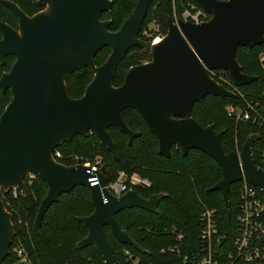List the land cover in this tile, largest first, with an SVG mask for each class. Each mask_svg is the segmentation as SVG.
<instances>
[{"label":"water","instance_id":"95a60500","mask_svg":"<svg viewBox=\"0 0 264 264\" xmlns=\"http://www.w3.org/2000/svg\"><path fill=\"white\" fill-rule=\"evenodd\" d=\"M16 17L17 28L0 20V64L15 57L0 76V90L10 89L11 100L0 114V189L25 194L24 178L31 173L47 185L33 222L39 233L42 218L59 195L84 186L93 211L77 219L87 230L76 248L93 246L102 264H117L115 250L104 233L111 230L121 243L140 247L122 229L115 215L125 208L156 213L166 196L148 198L135 190L116 196L106 187L99 169L89 172L82 164L64 165L53 150L75 135L94 133L100 145L118 159L109 128L116 127L130 143L140 133L128 127L122 111L134 109L158 141V154L168 157L172 145L182 155L198 149L219 166L222 178L210 190L221 193L230 215L229 187L244 178L264 197V168L256 165L253 145L258 134L249 135L237 153L225 152L224 131L213 124L200 125L190 116L193 105L207 95L232 97L233 92L215 80L208 70L227 71L236 86L257 79L242 72L237 48L264 44V0H194L210 15L200 23L166 17L167 31L159 42L149 43L138 34L152 0H136L116 31L101 14L111 10V0H34L44 8L27 15L14 1L0 0ZM150 50L151 59L129 67L124 81L114 86L116 68L132 47ZM103 47L110 52L96 65L94 56ZM80 68H89L92 78L80 97L69 96L66 80ZM96 176L98 184L90 185ZM15 231L12 216L0 197V263L10 254Z\"/></svg>","mask_w":264,"mask_h":264},{"label":"trees","instance_id":"16d2710c","mask_svg":"<svg viewBox=\"0 0 264 264\" xmlns=\"http://www.w3.org/2000/svg\"><path fill=\"white\" fill-rule=\"evenodd\" d=\"M14 1L27 15H33L42 10L44 5H36L34 0ZM112 8L103 12L101 19L109 13L110 24L108 29L116 31L129 14L136 0H111ZM195 4L196 1L191 0ZM198 5V4H197ZM179 15L181 7L179 2L173 0H152L150 3L142 28L138 36L148 41L142 34L148 23L155 22L160 28L161 35L167 31L166 17L173 18V11ZM108 18V17H107ZM208 18L210 15L208 14ZM0 20L17 28V19L13 13L0 1ZM264 35V27H263ZM149 42V41H148ZM110 52L109 47H103L94 56L98 66L102 64ZM264 53V44L253 46L251 49L238 47L236 59L242 72L257 77L249 85L238 86L246 98L261 92L264 86V61H259V55ZM15 57L8 55L5 63L0 64V76L10 69ZM151 59L150 50L135 46L130 48L124 58L118 63L113 78L114 86L124 81L127 69L133 65L147 62ZM217 73L232 80L227 71L216 69ZM92 78L89 68H80L73 71L66 80V87L70 97H80ZM10 89L0 90V114L11 100ZM241 101L236 94L233 97H219L207 95L200 102H196L190 116L200 125L213 124L216 132L224 131L221 136V145L225 152L241 149L245 139L254 132L262 134L261 130L243 122H236L228 116L226 105ZM122 117L128 127L139 132L130 143L127 136L116 127H110L112 137L119 158L116 160L110 152L103 148L94 133L87 136L75 135L70 141L58 148L62 153L60 162L64 165L93 162L100 158V169L107 181H113L119 172L127 174L136 173L151 182L149 188L135 187V191L145 198L152 194L164 193L157 205V212L152 213L136 207L125 208L115 215L120 227L127 231L129 236L143 249L140 253L132 246L121 244L112 234L109 227H104V233L115 250L117 264H125L123 251L129 250L140 259V264H171L175 258L160 252V249L172 243L173 239L162 235L161 231L175 226L182 231L188 241L195 244L198 232V217L206 207L214 209L217 216L218 229L226 238H233L236 234V208L237 194L241 182H235L229 187L230 215L228 216L221 193L210 190L221 178L222 173L218 164L207 154L191 149L182 155L180 149L172 145L170 155L165 157L158 154V141L148 130L140 115L132 108L122 111ZM253 145V154L256 162L257 146ZM25 194L14 189H0V197L6 210L12 216L15 231L11 244L10 254L0 264H11L16 260L13 253L15 247L24 248L35 264H102L101 257L93 246L76 248V243L82 239L87 230L77 219L89 215L94 207L88 190L84 186H75L70 192L62 193L56 202L52 203L44 213L40 232L33 228V222L40 201L45 196L47 185L34 176L24 178Z\"/></svg>","mask_w":264,"mask_h":264},{"label":"built area","instance_id":"2783aa9c","mask_svg":"<svg viewBox=\"0 0 264 264\" xmlns=\"http://www.w3.org/2000/svg\"><path fill=\"white\" fill-rule=\"evenodd\" d=\"M173 2H179L181 7L179 15L176 14L175 9L173 11L175 21L181 18L197 24L209 19L208 13L191 0H173ZM151 24L154 25L153 29L144 28L142 34L149 43H155L163 35L160 33L158 24L155 22ZM259 61L261 63L264 61V53L259 55ZM208 73L232 91L233 96L237 94L241 100L226 105L227 115L236 122L247 123L261 130L262 134L259 132L252 134L259 135L255 142L260 141L257 146L258 162L255 160L256 165L264 168V86L260 93L246 98L244 93L237 89L238 86L217 73L216 70H208ZM235 151L239 153L240 149L236 148ZM52 154L53 158L61 163L62 153L59 148H55ZM100 163V158H95L93 162H85L82 165L89 167V172H96L100 169ZM25 177L32 179L34 175L29 173ZM88 181L90 185H96L99 182L96 176L89 178ZM238 182H241V185L237 194L235 236L227 239L225 235H221L215 210L205 207L198 217L195 244L188 241L183 232L175 226L161 231L162 235L173 239L172 243L160 249L161 253L175 258L171 264H264V197L257 187L244 178ZM150 186L151 182L147 178L123 171L119 172L115 180L107 181L106 184L107 189L116 196L128 190H135V187L149 188ZM13 253L16 260L11 264H35L31 261L29 253L22 247H15ZM123 261L125 264H140L139 257L129 250L123 251Z\"/></svg>","mask_w":264,"mask_h":264},{"label":"rangeland","instance_id":"374dc122","mask_svg":"<svg viewBox=\"0 0 264 264\" xmlns=\"http://www.w3.org/2000/svg\"><path fill=\"white\" fill-rule=\"evenodd\" d=\"M109 12V11H108ZM109 13H107V15L105 14L104 16H103V18H102V20H108L109 19ZM108 17V18H107ZM153 26L154 25H152L151 23H148L146 26H145V28L147 29H153ZM152 34L154 35V33L152 32ZM101 261H102V259H101ZM103 263V262H102Z\"/></svg>","mask_w":264,"mask_h":264},{"label":"bare ground","instance_id":"6f19581e","mask_svg":"<svg viewBox=\"0 0 264 264\" xmlns=\"http://www.w3.org/2000/svg\"><path fill=\"white\" fill-rule=\"evenodd\" d=\"M159 41H160V40H157L156 42H159ZM156 42H155V43H156Z\"/></svg>","mask_w":264,"mask_h":264}]
</instances>
